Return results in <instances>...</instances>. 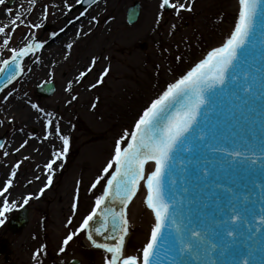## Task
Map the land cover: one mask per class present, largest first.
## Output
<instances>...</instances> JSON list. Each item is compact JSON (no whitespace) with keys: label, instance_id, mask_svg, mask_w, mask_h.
<instances>
[{"label":"snow or ice","instance_id":"1","mask_svg":"<svg viewBox=\"0 0 264 264\" xmlns=\"http://www.w3.org/2000/svg\"><path fill=\"white\" fill-rule=\"evenodd\" d=\"M7 2L0 0V5ZM63 2L68 11L74 7L68 0ZM28 3L27 9L21 4L23 10L15 13L13 8H6L11 21L0 24L4 37L0 52L8 49L11 53L0 59V92L25 73L26 57H35L34 63L41 62L36 53L47 43L39 40L33 30L44 26L49 5H44L39 22L34 23L27 15L37 0ZM82 3L88 7L75 21L85 16L97 0H75V4ZM238 4L237 19L224 42L212 48L185 75L169 83L143 109L134 128L125 129L116 139L111 158L89 188L92 192L99 186L100 192L94 195L93 205L81 216L78 225L63 238L59 253H64L74 237L85 232L94 247L110 254L105 255V264H264V0H238ZM166 7L179 15L181 10L191 11L192 3L160 0L159 8ZM161 15L158 13L157 23ZM92 21L98 23L97 17L92 16L89 23ZM21 26L28 29L23 38L26 43L9 48L13 33ZM64 31L61 28L50 35L55 38ZM80 34L78 30L77 36ZM72 47V43L66 45L69 51ZM97 60L93 57L85 70L79 72L77 82L93 70ZM27 70L30 72L31 68ZM109 71L110 65L90 87L102 84ZM72 83L68 82L66 91H72ZM12 94L7 92L3 99L7 101ZM76 98L72 96V100ZM226 101L229 115L242 120L246 134L238 136L235 131L220 130L219 121L212 120V114L223 108ZM29 103L44 117V139L58 138L62 148L53 145L51 158L43 165L46 182L36 193L25 195L22 203L9 198L22 161L12 166L9 177L0 185V225L7 220V213L44 194L53 184L57 168L64 167L70 148V137L62 132L54 113L45 112L37 103ZM40 118L38 115L37 119ZM28 142L24 140L15 151L19 152ZM4 147L0 142V149ZM207 154L219 157L209 159ZM3 155L7 157L9 153L5 151ZM150 162L152 170L148 171L146 166ZM237 166H243L250 179L251 187L246 185L245 192L235 185L218 182L220 170ZM178 173L184 181L179 189ZM142 182L144 204L151 210L153 222L143 246L129 253L128 209ZM189 183L193 185L191 194ZM79 184L77 181L72 216L66 227L73 225V217L79 210ZM44 254L46 245L42 244L33 252V261L42 264Z\"/></svg>","mask_w":264,"mask_h":264},{"label":"rangeland","instance_id":"2","mask_svg":"<svg viewBox=\"0 0 264 264\" xmlns=\"http://www.w3.org/2000/svg\"><path fill=\"white\" fill-rule=\"evenodd\" d=\"M135 1L141 2L142 15L138 24L128 27L126 10ZM8 2L0 5V24H9L11 21L12 17L6 14V8H13L14 13L22 10L21 0H14L10 6ZM190 2L192 10H181L177 15L174 9L172 12L161 10L160 0H102L99 3L100 9L91 10L88 15L89 20L96 16L98 23L92 21L93 28L79 42H75L70 51L65 46L60 49L67 60L53 63L55 71L51 80L57 88L53 97L42 99L36 93L39 83L31 81L33 57L28 61L26 74L0 95V121H3L0 123V136L9 134L8 143L0 152V185L9 177L12 166L22 161L13 180L10 198L21 202L25 195L36 193L42 187L46 180L43 178L35 182V171L38 165H44L51 158L53 150L48 153L39 148L45 140L42 124L44 117L32 109L29 102L39 104L45 112L54 113L61 129L67 130L66 134L70 137L64 167L59 168L53 177L54 187L42 200L33 198L28 203L30 222L24 232L19 236L9 232L7 222L14 217L13 211L7 214V220L0 225V238H8L12 251V263H6L0 255V264H36L32 259L33 252L42 244L46 245V254L41 256L42 264H70L74 259L81 261V264H105V255L109 254L92 248L85 232L74 237L64 253L58 251L63 238L78 225L81 216L93 205L94 195L100 192L99 186L90 192L91 183L111 158L116 139L125 129L131 131L134 128V121L141 111L169 83L175 82L197 61L203 59L208 51L224 42L238 16V0ZM68 3L74 5L71 11L65 8L63 0H37L36 11L27 15V19L34 23L39 22L44 5H49V15L44 26L33 30L39 40L50 41L53 39L50 35L52 32L65 29L69 25L68 21L78 16L80 10H76L75 0H68ZM71 12L74 13L70 16ZM158 13H162L159 23ZM26 34L28 29L19 27L13 33L9 48L23 46ZM3 39L0 34V44ZM142 43L148 44L144 52L139 49ZM91 49L94 53L89 55V60L98 58L93 70L86 80L77 82L74 79L71 92L65 91L67 81L78 67L80 58ZM40 53L45 55L44 60L49 56L43 50ZM10 54L8 49H4L0 52V59ZM108 65L110 71L103 83L95 88L90 87L96 83L97 74ZM29 67L30 72L27 70ZM123 81L124 93L119 88ZM81 88L88 90L83 97H80ZM9 91L13 94L5 101L3 97ZM74 95L77 98L72 100ZM67 101L71 103L65 106ZM21 107L23 110H19ZM28 112H32V116ZM34 114L41 116L40 125L29 123L32 117H36ZM15 135L20 137L16 144H12ZM24 138L29 141L28 144L16 152L15 149L26 140ZM55 147L62 148V142L59 140ZM28 150L31 153L27 154ZM5 151L9 153L7 157L3 155ZM146 170L150 171L149 165ZM77 181L80 182L79 210L73 217V225L66 227L67 219L72 216L71 205ZM144 192L142 182L134 199H142V202L133 200L128 210L130 230L126 251L129 253L143 246L153 222V214L144 204Z\"/></svg>","mask_w":264,"mask_h":264},{"label":"bare ground","instance_id":"3","mask_svg":"<svg viewBox=\"0 0 264 264\" xmlns=\"http://www.w3.org/2000/svg\"><path fill=\"white\" fill-rule=\"evenodd\" d=\"M21 1H22L21 3L23 5V8L27 9L29 7L28 0H21ZM34 9H35V6L33 7V10ZM95 9L99 10L100 7L97 6V7H95ZM36 15L38 16V12H36ZM37 16L35 17L36 21H38V17ZM70 16H71V14H70ZM89 21L90 20L87 17H85V18L81 19L80 21H78L77 23H74L72 25H67L65 31L63 32V34L61 36H59L56 39H53L51 41H48L45 44L43 51H44V53L47 52L49 54V56L47 57V59L41 60V58H43L44 54L43 55L39 54L38 56L40 57V61H41L40 63H34L35 59H33V65L31 66V68L33 70V76L31 77V81L32 82H34L35 84H38V83L42 84V83L48 82L50 80L52 73H54V71H55L54 67H53V63L57 62V61H60V60H63V61L67 60V59H64V52L62 54V51H60V49L64 48V46L67 45L68 43L75 44V42L76 43L79 42L93 28V25L91 23H89ZM81 26H82V28H81ZM78 30H81V34L79 36H77V31ZM97 46H98V42H96V47ZM92 53H94L93 49H91L89 51V53H85L80 58L78 67L76 68V70L74 72H72V74L70 75V77H69L67 82H69L70 80L72 82L75 81L74 79H76V77L78 76L79 72L85 70V68L88 66V64L90 62L89 55L92 54ZM24 66H25V69H26L28 67V63H25ZM101 72H99L97 74V78L99 77ZM49 73H51V75H49ZM88 76H89V74L84 79L86 80V78H88ZM97 78H96V80H97ZM123 85H124V81H123V83H121L119 88L121 87L120 88V90H121L120 92L124 93L125 87H122ZM66 88H64L65 91H66ZM86 91H88L86 88H81L80 97H83L85 95ZM67 105H68V101L65 103V106H67ZM19 110H23V108L21 107ZM28 114H30L32 116V112H28ZM33 116H36V115L34 114ZM36 117H32L30 119L29 123H31V124L33 123V124H36V125L39 124L40 125L41 124V122H39L40 119H37ZM100 120H102V119H100ZM43 123L44 122H42V124ZM61 130H62V132L64 134L67 133V130H65L64 128H62ZM19 137H20L19 135H15L12 144H16V142L19 139ZM58 141L59 140L56 141V138H54V139L49 138L48 140H44L42 145L39 146V148H41V149L45 150L46 152L50 153L51 150L53 149V145L56 146ZM26 152H27V154L31 153V151H29V150L26 151ZM57 169H59V168H57ZM151 169H152V166H151ZM43 174H44V168H43V166L40 165L35 171V177L36 176H40V178H41V176ZM10 196H11V191H10ZM143 200H144V196H143ZM134 201H137L138 203H141L142 199H140V200L138 199V200H134Z\"/></svg>","mask_w":264,"mask_h":264},{"label":"water","instance_id":"4","mask_svg":"<svg viewBox=\"0 0 264 264\" xmlns=\"http://www.w3.org/2000/svg\"><path fill=\"white\" fill-rule=\"evenodd\" d=\"M141 7L138 3L134 5V7L130 8L128 10V23L130 25L137 22L139 16H140ZM54 92V86L52 84L47 85L44 87L43 90H40L39 93H41L44 97H49ZM216 115V119L214 121H221L224 123V121H228V124H231V129H234L238 135L246 134V126L242 122V120H238V118H233L229 115L228 112V103L225 102L223 108H220L217 110V112L212 114V117ZM219 157V156H218ZM216 157V158H218ZM179 173L177 174L178 177ZM219 180L222 184H228L229 186L235 185L237 186L238 190L241 192H245L246 185L248 187H251L250 179L248 176L245 175L244 167L243 166H237L235 168H226L219 171ZM184 184V181L182 180L181 183H177V188L179 189L181 185ZM189 185V184H188ZM187 185V186H188ZM257 195H259V189L255 190ZM28 219L27 214L23 213L16 222H13L12 225H10L12 231L14 233H21L24 227L27 225ZM8 248H3V251L6 252ZM259 260L260 257H257ZM72 264H80L79 262H72Z\"/></svg>","mask_w":264,"mask_h":264}]
</instances>
